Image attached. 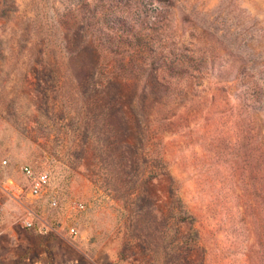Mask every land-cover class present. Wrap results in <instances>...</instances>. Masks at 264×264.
Masks as SVG:
<instances>
[{
	"label": "rangeland",
	"instance_id": "obj_1",
	"mask_svg": "<svg viewBox=\"0 0 264 264\" xmlns=\"http://www.w3.org/2000/svg\"><path fill=\"white\" fill-rule=\"evenodd\" d=\"M0 159V264H264V0H0Z\"/></svg>",
	"mask_w": 264,
	"mask_h": 264
},
{
	"label": "built area",
	"instance_id": "obj_2",
	"mask_svg": "<svg viewBox=\"0 0 264 264\" xmlns=\"http://www.w3.org/2000/svg\"><path fill=\"white\" fill-rule=\"evenodd\" d=\"M7 165L5 159H0V166ZM22 172L28 181V196L32 198H39L45 195L49 187V177L46 172H34L30 167H22ZM49 206H56V199L54 197L49 198ZM72 209L76 211H82L84 206L80 202H74L72 204ZM24 225L28 228L32 226L30 221H25ZM70 233H76L75 229H71Z\"/></svg>",
	"mask_w": 264,
	"mask_h": 264
}]
</instances>
